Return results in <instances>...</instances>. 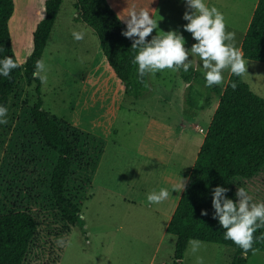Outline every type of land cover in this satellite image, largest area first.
I'll return each instance as SVG.
<instances>
[{"label": "rangeland", "instance_id": "obj_1", "mask_svg": "<svg viewBox=\"0 0 264 264\" xmlns=\"http://www.w3.org/2000/svg\"><path fill=\"white\" fill-rule=\"evenodd\" d=\"M256 2L207 0L223 13L239 50ZM73 4L74 0H62L41 56L47 80L37 89L36 83L27 85L21 78L9 96L7 123L0 124V212L20 205L37 222L23 264H171L175 237L166 233V225L220 92L206 86L203 71L198 70L201 76L192 82L189 106L179 71L164 69L147 74L148 86L141 97L127 95L93 30L74 20ZM185 10H191L185 0L160 1L155 14L158 29L151 35L175 29L190 47L195 41L183 28ZM43 15L44 0H14L8 24L20 63L30 53L32 28ZM74 30L82 31L84 38L75 40ZM243 59L247 66L243 80L264 98V62ZM229 73L224 71L219 86L225 85ZM38 99L42 110L89 137L88 150L102 151L88 185L85 181L78 189L84 183L79 176L88 174L79 167L68 183L82 199L75 226L61 219L49 198L48 179L56 155L35 134L28 114V106ZM207 100L209 105L200 109ZM231 184L234 194L244 187L254 201L264 200V166L253 177L235 178ZM162 187L169 189L168 198L149 203L147 194ZM260 228L264 236V226ZM234 253L228 245L190 240L182 264H229ZM246 264H264V243Z\"/></svg>", "mask_w": 264, "mask_h": 264}, {"label": "trees", "instance_id": "obj_2", "mask_svg": "<svg viewBox=\"0 0 264 264\" xmlns=\"http://www.w3.org/2000/svg\"><path fill=\"white\" fill-rule=\"evenodd\" d=\"M62 0H45L44 15L31 31L30 53L20 63L11 44L9 20L14 12V0H0V57L12 56L19 67L8 77L0 76V104L8 105L9 96L19 79L27 85L40 80L32 76L37 59H41L49 34L60 9ZM74 20L90 27L97 36L99 48L108 67L124 85V92L134 98L147 89V74L137 78V66L133 63L135 50L131 39L122 35L125 24L107 0H74ZM151 34L147 39H151ZM244 58L264 62V0H257L251 19L240 43ZM186 83V103L190 98L192 82L201 76L198 70H178ZM236 87H232V83ZM220 97L195 160L189 170L171 217L166 233L175 237L173 261L182 264L187 243L199 240L228 245L235 249L229 264H246L247 258L264 243L260 227L253 233V246L247 255L233 241L224 238V229L213 218L211 190L217 184L229 189L226 195L235 200L231 184L235 178H251L264 166V98L254 93L241 75L231 72L223 87L214 85ZM209 105L200 106L204 109ZM28 114L34 131L40 140L55 153L56 159L48 179V192L52 206L61 219L75 226L80 218L81 197L76 188L71 191L68 183L75 167L85 170L87 176L78 189L88 185L94 175L102 151L97 147L88 150V136L65 120L41 109L38 101L28 106ZM91 151V152H90ZM89 170V171H88ZM208 215H201V209ZM37 233V222L29 209L14 205L0 212V264H23L29 245Z\"/></svg>", "mask_w": 264, "mask_h": 264}, {"label": "clouds", "instance_id": "obj_3", "mask_svg": "<svg viewBox=\"0 0 264 264\" xmlns=\"http://www.w3.org/2000/svg\"><path fill=\"white\" fill-rule=\"evenodd\" d=\"M185 3L191 10L183 13V19L187 21L183 28L195 41L187 48L185 37L175 29L156 32L147 39L154 29H158V19L145 8L132 7L118 16L125 24L122 35L131 39V47L135 50L133 63L137 66V78L142 80L146 74L164 69L188 72L192 68L202 70L206 86L211 87L222 83L225 70L237 76L247 71L246 61L235 46V33L226 30L223 13L214 5L210 6L207 0H185ZM72 36L81 40L84 33L74 30ZM19 66L12 56L0 57V76L8 77ZM32 76L41 82L47 80L43 59L36 60ZM232 87H236L235 82ZM8 111L6 105L0 104V124L7 123ZM184 187L182 178L179 188L183 190ZM172 190H176V185ZM228 191L220 184L212 187V216L224 229V238L233 241L242 249V254L247 255L253 246L254 231L264 226V200L254 201L244 187L237 188L235 200L226 195ZM168 196L169 189L162 187L149 192L146 198L149 203H159ZM201 215H208V210L202 208Z\"/></svg>", "mask_w": 264, "mask_h": 264}, {"label": "crops", "instance_id": "obj_4", "mask_svg": "<svg viewBox=\"0 0 264 264\" xmlns=\"http://www.w3.org/2000/svg\"><path fill=\"white\" fill-rule=\"evenodd\" d=\"M107 1L118 15L124 14L132 7H136L137 9L146 7L145 9H147L149 12L155 15L156 8L159 6V2L162 0H107Z\"/></svg>", "mask_w": 264, "mask_h": 264}]
</instances>
